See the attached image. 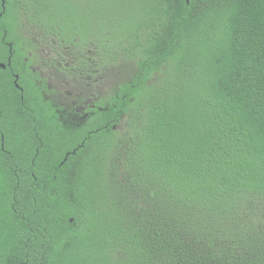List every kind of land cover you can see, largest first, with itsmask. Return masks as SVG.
Masks as SVG:
<instances>
[{
	"label": "trees",
	"instance_id": "trees-1",
	"mask_svg": "<svg viewBox=\"0 0 264 264\" xmlns=\"http://www.w3.org/2000/svg\"><path fill=\"white\" fill-rule=\"evenodd\" d=\"M23 26L102 94L0 68V264H264V0H0V61Z\"/></svg>",
	"mask_w": 264,
	"mask_h": 264
},
{
	"label": "flooded vegetation",
	"instance_id": "flooded-vegetation-1",
	"mask_svg": "<svg viewBox=\"0 0 264 264\" xmlns=\"http://www.w3.org/2000/svg\"><path fill=\"white\" fill-rule=\"evenodd\" d=\"M37 27L23 26L20 28L21 42L18 47L17 60L12 59L15 53L12 44L5 42L8 49L7 57L5 61H0V68L9 70L8 73H11L13 77V84L18 89L22 87L18 83L17 70L30 71L35 83L41 88L42 97L55 107L56 112L62 113L60 117L63 124L69 123L68 119L73 118V115L77 118V114L86 116L88 104L93 101L98 102L102 94L99 86H96L94 94L85 90L84 85H87L91 79L87 73L89 70L87 63L77 66L80 62H77L76 55H81V53H76L57 36L42 33L39 30L40 27ZM28 39H31V42L27 41ZM85 58L86 61L89 60ZM93 81L92 79V83ZM74 86H77L75 91ZM91 105L94 106V104ZM0 134L3 136L2 133Z\"/></svg>",
	"mask_w": 264,
	"mask_h": 264
},
{
	"label": "rangeland",
	"instance_id": "rangeland-1",
	"mask_svg": "<svg viewBox=\"0 0 264 264\" xmlns=\"http://www.w3.org/2000/svg\"><path fill=\"white\" fill-rule=\"evenodd\" d=\"M119 68V67H118ZM118 68H116V69H114L116 72H117V74L116 75H113V69H111L110 71H108V73H107V78H103L101 81H100V86H102V84L104 85H109V84H112V83H114L115 82V80H117V79H121L122 78V76H123V74L125 75V72H127V74L129 73V71H130V68H128L127 70H121V69H119L118 70ZM104 77V76H103ZM84 87H85V90H86V92H90V93H92V94H94L95 92H96V84L95 85H93L92 86V84H87V85H84ZM77 89V86H74L73 87V90L75 91ZM91 96H94V95H91ZM77 116H78V120H79V115L77 114Z\"/></svg>",
	"mask_w": 264,
	"mask_h": 264
}]
</instances>
